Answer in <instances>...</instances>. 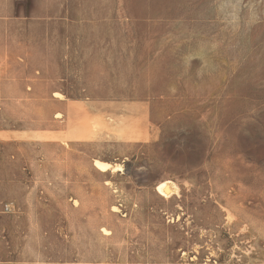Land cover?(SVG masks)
Returning a JSON list of instances; mask_svg holds the SVG:
<instances>
[{
  "label": "rangeland",
  "instance_id": "1",
  "mask_svg": "<svg viewBox=\"0 0 264 264\" xmlns=\"http://www.w3.org/2000/svg\"><path fill=\"white\" fill-rule=\"evenodd\" d=\"M25 1L0 17V264H264V0Z\"/></svg>",
  "mask_w": 264,
  "mask_h": 264
},
{
  "label": "crops",
  "instance_id": "2",
  "mask_svg": "<svg viewBox=\"0 0 264 264\" xmlns=\"http://www.w3.org/2000/svg\"><path fill=\"white\" fill-rule=\"evenodd\" d=\"M69 0H26L22 5L24 12L37 18H47L49 16H60L66 8ZM18 9L17 0H0V17L12 16Z\"/></svg>",
  "mask_w": 264,
  "mask_h": 264
},
{
  "label": "bare ground",
  "instance_id": "3",
  "mask_svg": "<svg viewBox=\"0 0 264 264\" xmlns=\"http://www.w3.org/2000/svg\"><path fill=\"white\" fill-rule=\"evenodd\" d=\"M94 163H95V166L101 171H107L109 169L114 170L115 168H119V165L112 166L110 163L99 160V159H96ZM156 190L162 196L169 197L171 194L178 192V187L173 181L168 180V179H163L157 183ZM204 264H210V263H204Z\"/></svg>",
  "mask_w": 264,
  "mask_h": 264
}]
</instances>
